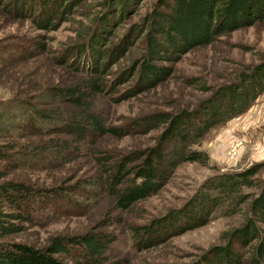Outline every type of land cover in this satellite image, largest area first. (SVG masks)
<instances>
[{
	"label": "trees",
	"instance_id": "1",
	"mask_svg": "<svg viewBox=\"0 0 264 264\" xmlns=\"http://www.w3.org/2000/svg\"><path fill=\"white\" fill-rule=\"evenodd\" d=\"M4 1L11 2L14 14L24 11V17L46 32L55 31L84 3ZM141 1L102 0L98 13L88 20L91 26L81 25L79 38L56 58L58 65L74 70L78 78L34 98L12 100V109L22 113L20 121L0 112V137L44 138L0 145V264H129L108 255L117 239L102 228L117 218H106L81 235L52 236L39 247L4 239L54 215L84 216L103 197L111 199L116 209L128 211L157 195L182 164L206 167L209 156L200 150L204 137L247 113L264 93L263 63L240 72L192 110L147 113L125 127L106 125L95 111L98 96L129 100L167 81L174 72L170 65L190 51L239 29L264 24V0H155L139 22L116 36L113 29L121 24L113 22L128 19ZM141 41L142 47H136ZM40 46L35 44L30 53H46ZM121 61L122 66L112 72ZM2 66L1 59L0 74ZM154 131L158 135L151 145L124 154L96 149L106 137L122 139L133 132ZM90 155L95 175L77 179L73 185L46 189L6 181L10 172L20 168L56 169ZM217 213L238 215L241 224L188 264H264V162L207 178L180 207L134 227L132 247L138 253L156 248L207 225Z\"/></svg>",
	"mask_w": 264,
	"mask_h": 264
},
{
	"label": "rangeland",
	"instance_id": "2",
	"mask_svg": "<svg viewBox=\"0 0 264 264\" xmlns=\"http://www.w3.org/2000/svg\"><path fill=\"white\" fill-rule=\"evenodd\" d=\"M101 1L84 0L82 7L76 9L55 31L46 32L24 17V11L22 15L14 14L17 11L10 9L11 2L0 0V60L4 65L0 74V112H6L13 120L20 121L22 113L19 109H12V100H28L52 86L71 83L78 78L74 70L58 65L56 58L60 57V52L66 46L79 38L81 25L91 26L88 20L98 13ZM154 3L155 0H142L128 19L114 21L113 24L117 26L121 24L120 28L113 29L115 35L120 37L132 23L139 22ZM37 43L41 44L42 50H47L46 53H30ZM138 46L142 47V41L136 44ZM130 51L133 52L134 48ZM263 63L264 24H257L223 35L209 46L190 51L170 65L174 70L172 76L154 89L122 102L98 96L95 111L106 125L125 127L133 119L147 113L192 110L219 86L234 81L240 72ZM122 64L123 61L110 70L114 72ZM157 135L158 131L148 135L133 132L122 139L106 137L95 148L116 155L124 154L151 145ZM41 139L0 137V145L8 142L25 144ZM237 139L244 141L243 148L237 161L230 164L226 160V152L229 144ZM200 150L209 156L206 167L194 163L182 164L164 189L149 199L135 203L128 211L116 209L111 199L103 197L84 216L69 213L54 215L40 220L39 225H27L23 233L4 240L39 247L52 236L81 235L106 218H117L113 225L102 228L117 239L108 253L113 260H123L129 264H188L221 243L223 233L241 224L240 216L222 217L217 213L207 225L172 237L164 244L141 253L132 247V230L147 225L170 209L180 207L207 178L218 173L240 172L264 162V93L247 113L215 128L204 137ZM95 173L96 166L90 155L56 169L20 168L10 172L6 181H20L49 189L73 185L75 180ZM78 201L85 203L81 199Z\"/></svg>",
	"mask_w": 264,
	"mask_h": 264
},
{
	"label": "built area",
	"instance_id": "3",
	"mask_svg": "<svg viewBox=\"0 0 264 264\" xmlns=\"http://www.w3.org/2000/svg\"><path fill=\"white\" fill-rule=\"evenodd\" d=\"M244 141L242 139H237L231 142L228 146L227 152H226V160L232 164L237 161L238 155L241 152V149L243 148Z\"/></svg>",
	"mask_w": 264,
	"mask_h": 264
}]
</instances>
